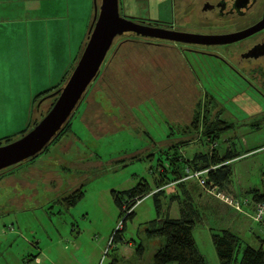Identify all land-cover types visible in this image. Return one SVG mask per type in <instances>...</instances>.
I'll list each match as a JSON object with an SVG mask.
<instances>
[{
	"label": "rangeland",
	"instance_id": "1",
	"mask_svg": "<svg viewBox=\"0 0 264 264\" xmlns=\"http://www.w3.org/2000/svg\"><path fill=\"white\" fill-rule=\"evenodd\" d=\"M91 3L94 8L93 0ZM174 10L177 12L178 6H171V3H166L159 9L152 6L150 17L169 19L174 16ZM119 14L130 19L145 18L148 16V9L143 2L121 0ZM118 38L114 39L106 56L108 65L102 74L105 81L100 80L98 83L102 85V89L108 88L113 96L112 102L129 114V125L110 132L105 130V134L93 139L80 132L85 139L83 146L74 147L67 152L63 143L49 145L47 150L41 153L42 156L39 155L38 163H35V167L46 173V178L42 175L39 180H35L26 174L28 168L14 172L13 179H22L25 183L34 185L30 198L35 200L30 201L26 197L20 202L23 206L19 207L20 211L16 217L11 215L9 219H0V264H116L113 260H117V264H152L154 252L164 243L162 239L148 240L145 237L148 223L156 219L153 196L148 195L136 203L133 218L126 220L120 233L122 242L111 243L116 230L122 229L121 222L125 218V214H121L114 204L111 192L131 189L140 181H147L152 189L155 185L151 171L155 170L158 158L133 159L132 156L139 157L145 151L152 152L153 145L158 149V142L165 140L172 131L174 135L177 134V129L182 132L190 130L187 127L190 126L198 108L201 114L209 110L210 120L220 116L233 128L237 119L241 120L243 116L246 123L262 124L257 133H254L252 125L242 126L237 134L232 130L222 133L216 139L215 146L220 155L230 152L233 158H245L241 157L242 150L233 148L234 141L243 147L245 141L255 142L256 145L264 144V115L260 113L264 104L256 94L250 91L242 93V84L232 77L229 69L219 66L216 60L210 57L185 52L186 57L193 62L197 73L194 76L184 64V59L179 56L177 58L174 52L160 51L129 41L117 47L120 40ZM116 47V54L110 59L111 50ZM204 89L210 93H203ZM211 97L216 101L210 99ZM108 108L113 110L110 104L107 110ZM240 111L245 115H239ZM200 116L202 119L203 115ZM247 131L248 134L245 133ZM65 138L66 136L64 140ZM190 141L191 138L186 136L180 139L181 148L182 145L187 146ZM186 146L181 151L185 157L191 149ZM204 148H209L206 152L213 150V147H206L205 143ZM89 152L97 155V158H92V161L97 162V166L86 165V161L91 160ZM75 157H80L78 159L83 161L71 162ZM236 164L232 179L234 186H243L249 179V184L262 192L264 186L260 165L264 164V150L261 149ZM58 180H61L60 185ZM9 182L8 176L0 182V203L5 204V209L9 206L10 210L13 206L8 198H14V195L21 192L28 196L26 192H30L26 190L28 185L25 188L18 184V181L11 182L12 184ZM72 182H76L77 186L69 194L82 183L84 196L75 205L66 206L62 199L69 195L68 190ZM230 184L223 186L224 195L231 193ZM15 189L18 190L17 193L13 192ZM175 189L178 187L167 190L166 197H160L162 206L169 204V195L175 192ZM211 198L219 200L216 197ZM45 199L46 205H52V209L47 206L44 210L46 216L43 211H25L33 202H42ZM59 199L61 204L54 203ZM122 202L125 203V200ZM129 211L124 208V213ZM232 220L231 216L225 214L206 216L204 221L208 224L207 229L204 230L202 226L195 228L196 245L207 264L218 263L211 235L208 234L220 233L226 226L237 229L238 223ZM44 221L46 228H39V248L45 259L35 262L40 254L34 249L38 238L32 231L37 222ZM38 227L39 225L35 229ZM209 228L212 230L209 231ZM230 230L237 232L233 228ZM238 233L242 242L238 255L240 258L245 246L249 245L254 249L258 247L259 238H264V226L250 221L246 231L241 230ZM125 242L133 246L122 244ZM139 245L143 248L141 256L136 253Z\"/></svg>",
	"mask_w": 264,
	"mask_h": 264
},
{
	"label": "crops",
	"instance_id": "2",
	"mask_svg": "<svg viewBox=\"0 0 264 264\" xmlns=\"http://www.w3.org/2000/svg\"><path fill=\"white\" fill-rule=\"evenodd\" d=\"M120 1L121 0H118L119 6ZM136 1L137 3H145L146 8L148 9V16L145 18H133L135 20H168L150 17V8L154 6L159 9L166 3H171V6L174 5L175 7L179 4V0H176L175 2L174 0ZM91 2L92 0H0V140L3 141L4 138H8L9 142L17 140L25 133V130L28 129L32 123L39 121L42 115H44L47 111L50 104L49 100L41 102L40 105H38V103L34 104V101L39 94L59 86L67 76L69 77L70 73L74 69L87 42L88 32L92 24L94 8H92ZM177 13L178 12L174 10L175 16ZM119 46L120 45L117 47ZM117 47L113 52L111 50L110 59H112V57L116 54ZM107 65L108 64L105 63V66L103 68L101 67V76L93 83V85H91L92 87L89 93L86 95L74 116L71 118L69 131L57 141L58 143H63L65 152L70 151L74 147L83 146V141L85 139H83L84 137L80 132H83V134L85 133L89 138L93 139L105 134L103 133L105 130L106 132H110L116 128L122 129L130 123L129 114L123 112L121 107L112 102L113 96L111 91L108 88L102 89V85L98 83L100 80L105 81L102 74L104 73ZM109 86L110 85H108V87ZM210 99H213L214 102L216 101L213 97ZM109 104L112 105L113 110L110 108L107 110V106ZM238 113H240L239 115L241 116L245 115L242 111ZM244 120H246L244 116L241 120L237 119L236 125L231 129L235 132V134H237V131H239L242 126L246 125L249 127L252 125L254 133L260 131L262 125L259 128L254 127L255 123L249 124L250 122L246 123ZM248 132L249 131L245 133L248 134ZM176 133L177 134L173 135L172 131L165 140L159 141L158 145L169 146L170 144L179 142L180 139H183V137L186 136L190 137L191 141L187 143V146L185 144V146L191 149L187 151V158H184L185 160L187 159L190 161L193 159L192 157L195 154L201 152L210 153L206 152L209 148H204L205 141L203 140L201 132H199V134H195L193 132L192 134L180 136L179 130L177 129ZM18 135L19 137H17ZM65 136L66 138L64 140ZM217 138L218 137H216V139ZM216 139L213 146L217 144ZM205 145L206 147H213L211 146L212 144H209V142L205 143ZM243 145L244 147L242 144L241 146H238L234 141L233 148L238 151L242 150L241 154L243 156L241 157L245 158H229L223 164L233 168V175L235 174L234 167L236 163L250 157L261 149L264 150V144L256 145L255 142L248 143L245 141ZM154 146L155 145H153V147ZM185 146L182 145V148L184 149ZM147 154L149 153L145 151L143 155L139 156V158L144 159ZM89 156L91 160L86 161V165H90L91 167L97 166V162L92 161V158H97V155L89 152ZM39 158L40 156L34 160L25 161L20 165L0 172L2 174H0V182L8 176L10 179L9 184H12L11 182L18 181L17 183L22 185V187L28 185L29 188H25H27L26 190L30 192L29 194L26 192L28 196L24 193L22 194L21 192V194L14 195V198H8L7 200H9L11 206H13L10 210L9 206L5 209V204H1V202L0 219H9L11 218V215H15L16 217V214H18L17 212L20 211L19 207L23 206V204L20 205V202H23L26 197L27 199H30V201L35 200L33 197L30 198L34 190V185H29L22 179H13V174L15 171L20 172L23 168H28L29 171H27L26 174L35 180H39L42 175H44L42 177L46 178V173L39 170L38 167H35V163H38L37 160ZM75 158L76 159H72L71 162L74 163V161L76 162L77 160L78 162L79 160L83 161V159H78L80 157ZM216 167L219 166H215V168L212 167V169H216ZM263 167L264 164H261L260 173L262 184H264ZM151 172L152 174L155 172L156 175L159 173L157 172V169L156 171H153L152 169ZM155 174L153 180H155ZM181 182L184 184V188L175 189V192H171L169 195V204L167 205L165 203L163 206L161 205V213L159 217L161 220L166 217L170 219H180L181 207L184 201L187 200V203L191 204V207L197 212L199 217V220L196 222L192 231L193 237L194 230L197 226L204 227V230L207 229L208 224L204 221V218L206 220V216H219L222 214H225L228 217L231 216L233 218L232 222L236 224L238 223L239 227L235 229L234 227L226 226L225 229H221V231L228 230L237 235L240 239L241 235L238 232L241 230L242 232L243 230L246 231V229L250 226V221L254 222L252 216L255 207H253L254 202L252 200L251 192L256 188H253L251 184H249V179L246 180V183L243 186L235 187L234 184L231 183L229 187L231 193L228 195H224L225 191L223 190V186L227 185V183L217 187V191L226 196V198L230 199L228 197L230 196L231 200L233 199L239 202V211L235 210L232 206L217 197L216 199L219 200H213L211 197L215 196L208 194L199 188L196 184V180L186 178L185 180L182 179ZM60 183L61 180H58V185H60ZM76 184V182L71 183L68 194L75 186H77ZM174 187V185L164 187L163 197H166L167 190ZM60 188L61 190L64 189L63 187H59V189ZM150 188L152 191L149 195L153 196L154 193L158 192L157 188L154 187L152 189L151 185ZM13 192L17 193L18 190L15 189ZM62 198L63 197H61V199ZM61 199L54 203L61 204ZM29 206L30 207H28L25 211L44 212L47 206V208L52 209V205L50 207L49 205H46V199L42 202H33ZM38 225L39 227L35 229ZM40 227L43 229L46 228V221L37 222L32 231V233L38 238L37 245L35 246L33 243L35 246L34 249L37 251V254H40L34 260L35 262H39L40 259H45L39 248L41 245V241L39 239V237H41L39 232ZM231 228L237 232L231 231ZM210 230L212 229L209 228V231ZM211 234L212 233H209L208 235L210 236ZM122 244H128L129 246L132 245L127 242ZM260 246L261 243H259L258 247L255 249L260 248ZM131 253L132 252H130V254ZM113 261L117 264V260ZM217 261L218 263L216 262V264H220L218 257Z\"/></svg>",
	"mask_w": 264,
	"mask_h": 264
},
{
	"label": "trees",
	"instance_id": "3",
	"mask_svg": "<svg viewBox=\"0 0 264 264\" xmlns=\"http://www.w3.org/2000/svg\"><path fill=\"white\" fill-rule=\"evenodd\" d=\"M124 42L127 41H122L121 44ZM105 63H106V59L103 62L102 67L105 66ZM101 73L102 71L100 70V73L98 77L94 80V82L101 76ZM67 79L68 76L62 81V83L59 86L49 89L43 92L42 94H39L36 97L34 104L38 103L43 97L48 96L49 94L59 89L66 82ZM91 87L92 86H90L86 91L83 100L85 99L86 95L89 93ZM45 100L46 101L49 100L50 104L44 115L50 110V108L54 104L56 100V96L52 98H46ZM83 100L80 102L79 106L81 105ZM199 109L200 108H198L197 111L194 113V119L190 123L191 127L190 126L187 127V129L189 128L190 130L185 132L183 131L185 134L181 130H179V134L180 136H184L193 132L195 134H199V132H201L205 143L209 142V144H212L211 146H213L216 137H219L222 133L231 130L233 126L225 122L223 119H221L220 116L210 120L209 110H206L204 114H201ZM44 115H42V117ZM200 115H203L202 119ZM71 118L68 121H66L60 132L51 141L49 145L56 143L60 139V137H62L64 134H66L69 131ZM37 122L38 121L32 123L28 127V129L30 130ZM261 125L254 124V127L259 128L261 127ZM28 129L25 130V133L29 131ZM8 143H10L8 138H4L3 141L0 140V146ZM48 146L45 147V149L43 150L44 152L47 150ZM215 146H213V150L210 153L201 152L195 154L192 157L193 159H191L190 161L187 159L185 160L184 158L187 157L181 154V144L179 142L170 144L169 146H159L158 149H156L157 147L154 146L152 147V152L147 154V156L145 157L150 160H153L154 157L158 158L156 159L157 163L155 165V171L157 169V172H159L157 175L155 174V172H153L156 175L154 180L155 181L154 187L157 188L158 190V192L153 194L157 217L156 219L148 223V226L145 228V237L148 240L162 239L164 241L163 245H161L153 254L152 264H207L204 257L199 253L196 247L194 237L192 235L193 228L196 222L199 220L197 212L191 207L190 203L189 204L187 203L186 200L184 201L181 207L180 219H170L166 217L161 220L159 218L161 213L160 197H163L164 195L163 192L164 187L174 185L175 187L178 188H184L183 187L184 184L181 182V180L182 179L185 180L189 172L206 170L212 167L215 168V166H219V167H216V169H210L207 173V179H208L207 186L217 189V187L222 186L226 183H232L233 182L232 179L234 176L233 168L223 164L226 162V160L233 157L230 152L220 155L218 152H216L217 148ZM41 153L29 160L36 159L37 157H39V155H41ZM132 158L138 159L139 157L138 155H133ZM196 184L203 191L210 194L206 190V188L201 187L197 182ZM83 186L84 185L80 183L77 189H75L68 196L62 199V203L65 204L66 206H73L76 203H78L84 196ZM151 191L152 190L148 186L146 181H140L137 183L135 187L131 189L124 190L121 192H117V191L111 192L114 204L119 208L121 214H125V218L121 222L122 229L116 230V232L111 238V243L122 242L120 233L124 228V223L126 222L127 219L133 218L134 216L133 209L136 203H138L144 197L149 195ZM251 195H252V200L254 202V207L259 203H264V188H263V192H261L258 189L253 190L251 192ZM124 200L125 203L122 202ZM124 208L130 211L126 214L124 213ZM256 223L264 226L263 223H259V222ZM211 241L216 251V255L218 257L220 264H264V252H263L264 238H260L261 246L258 249H254L249 245L245 246L240 258L238 257V255L242 247L241 246L242 242L241 239L232 232L228 230H223L220 233H212ZM136 253L138 256L142 255L143 253L142 245H139L137 247Z\"/></svg>",
	"mask_w": 264,
	"mask_h": 264
},
{
	"label": "flooded vegetation",
	"instance_id": "4",
	"mask_svg": "<svg viewBox=\"0 0 264 264\" xmlns=\"http://www.w3.org/2000/svg\"><path fill=\"white\" fill-rule=\"evenodd\" d=\"M176 0H174L175 2ZM178 15L168 20L135 22L164 29L163 36H175V32L204 36L239 34V39L221 43L172 41L162 38L141 37L127 34L122 41L140 43L147 47L174 52L184 59L192 75H197L192 60L185 52L195 56H207L219 66L229 69L232 77L242 84V93L252 92L264 104V0H179ZM184 3L183 5H180ZM206 40L205 42H207ZM218 42V43H217ZM115 48L112 49V52ZM203 93L210 91L204 89ZM264 115V109L260 112Z\"/></svg>",
	"mask_w": 264,
	"mask_h": 264
},
{
	"label": "water",
	"instance_id": "5",
	"mask_svg": "<svg viewBox=\"0 0 264 264\" xmlns=\"http://www.w3.org/2000/svg\"><path fill=\"white\" fill-rule=\"evenodd\" d=\"M94 16L82 54L66 82L55 92L43 97L56 96L50 110L19 139L0 146V171L17 166L40 154L60 132L77 110L83 97L98 77L116 37L134 34L141 37L162 38L172 41L197 43H229L241 37L239 34L204 36L175 32V36H163L164 29L135 22L119 14L118 0H93ZM208 40L207 42H205ZM214 40V41H213ZM218 43V42H217ZM264 252V246H263Z\"/></svg>",
	"mask_w": 264,
	"mask_h": 264
},
{
	"label": "built area",
	"instance_id": "6",
	"mask_svg": "<svg viewBox=\"0 0 264 264\" xmlns=\"http://www.w3.org/2000/svg\"><path fill=\"white\" fill-rule=\"evenodd\" d=\"M212 169V168H210ZM210 169L206 170H201V171H196V172H189L188 176L186 178L188 179H194L197 181V183L203 187L206 188V190L214 195L215 197L219 198L220 200L224 201L225 203L229 204L230 206H233L236 210H240V205L239 202L236 200H231L226 198L223 194L219 193L216 188L213 187H208L207 186V173ZM253 220L259 223L264 224V203H259L255 206L254 208V213H253Z\"/></svg>",
	"mask_w": 264,
	"mask_h": 264
}]
</instances>
